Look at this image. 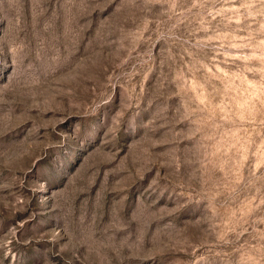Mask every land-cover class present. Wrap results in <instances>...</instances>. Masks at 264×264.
<instances>
[{"label":"rangeland","instance_id":"374dc122","mask_svg":"<svg viewBox=\"0 0 264 264\" xmlns=\"http://www.w3.org/2000/svg\"><path fill=\"white\" fill-rule=\"evenodd\" d=\"M0 264H264V0H0Z\"/></svg>","mask_w":264,"mask_h":264}]
</instances>
